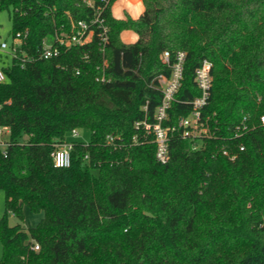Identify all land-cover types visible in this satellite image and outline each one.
<instances>
[{"label":"trees","instance_id":"obj_1","mask_svg":"<svg viewBox=\"0 0 264 264\" xmlns=\"http://www.w3.org/2000/svg\"><path fill=\"white\" fill-rule=\"evenodd\" d=\"M114 1L93 0L108 28L103 54L94 35L49 59L0 67V264H264V0H142L137 19L114 18ZM1 10L11 37L27 32L19 53L30 54L93 16L84 0H0ZM123 29L136 41H121ZM164 51L170 63L185 57L162 121L175 127L162 163L141 123L154 122L162 102ZM204 59L208 133L183 138L178 120L200 95L194 72ZM80 128L87 142L69 139ZM66 141L70 164L57 167L52 153ZM24 204L42 219L10 225L7 212L21 215Z\"/></svg>","mask_w":264,"mask_h":264},{"label":"built area","instance_id":"obj_2","mask_svg":"<svg viewBox=\"0 0 264 264\" xmlns=\"http://www.w3.org/2000/svg\"><path fill=\"white\" fill-rule=\"evenodd\" d=\"M88 6L93 7V16L90 20L79 19L76 21H70V26L68 31L61 30L59 33H56L52 39H44L41 42L40 47L31 53L23 51L19 53V46L24 43L27 32H17L14 37H12V42L10 45L6 41H0V50H7L11 57L19 59L21 65L26 61H32L36 59H49L58 55L60 47L71 48L73 46H83L91 42L93 36L96 35L98 38L99 51L103 54L105 48L108 46L109 37H108V28L104 23V19L101 17V9L98 6H94L93 0H84ZM22 54V56H19ZM170 53L164 51L161 55V60L163 63L170 66L171 72L170 76L164 78V76L159 75L162 80L166 81V85L162 87L163 98L161 104L157 107L155 112V121L148 123L146 120L142 121L141 125L148 131L152 132L155 137L156 145V158L162 163L166 162L168 159V141H169V132L173 131L175 127L163 126L162 121L167 117L166 109L169 107L170 102L174 98V94L180 86L183 72V62L185 53L178 51L175 55V61L170 63L169 61ZM211 61L204 59L200 62V65L195 69L194 72V81L196 86L200 91V95L195 96L194 98L185 101L184 103L189 108V113L185 117H181L178 120L177 126L182 128L181 136L183 138H197L205 136L208 133L207 127L202 119V109L207 104L208 96L211 88ZM107 64L106 58L102 59V75L100 81H106L107 75L104 74V67ZM5 80V74L0 68V82ZM260 122L264 124V115H260ZM136 126L139 125V122L135 123ZM243 129L246 126H242ZM238 129V127L236 128ZM6 127H0V134L6 133ZM71 135L76 137L78 135V130L73 129ZM113 137L108 136L107 142H112ZM72 144L69 141H66L58 145L57 149L52 153V158L54 165L57 167H66L70 164V150ZM240 149H243V146H240ZM225 155H228L226 150L222 152ZM233 159V156L230 157ZM35 250L38 249V244H35L33 247Z\"/></svg>","mask_w":264,"mask_h":264},{"label":"rangeland","instance_id":"obj_3","mask_svg":"<svg viewBox=\"0 0 264 264\" xmlns=\"http://www.w3.org/2000/svg\"><path fill=\"white\" fill-rule=\"evenodd\" d=\"M135 0V5L138 1ZM127 5H131L130 0H125ZM11 20L6 10L0 11V41L4 40L8 45L12 42L11 37ZM12 55L7 52V50H0V67L1 65H8L11 62ZM166 81H162L163 87L166 85ZM6 138V134H0V141ZM90 138V131L88 129L78 130V135L76 137L69 136L71 140H80L87 142ZM21 215L14 214L10 211L7 212V220L10 225L21 224L23 227H31L36 225L43 217V211H35L31 209L27 204L22 206ZM5 213V202H4V193L0 189V219ZM2 240H0V256L2 254Z\"/></svg>","mask_w":264,"mask_h":264},{"label":"crops","instance_id":"obj_4","mask_svg":"<svg viewBox=\"0 0 264 264\" xmlns=\"http://www.w3.org/2000/svg\"><path fill=\"white\" fill-rule=\"evenodd\" d=\"M136 5H127L125 0H115L111 5V14L116 19H125L127 16L137 19L144 10L142 0H137ZM138 38L137 33L131 29H123L120 32V39L124 43H133Z\"/></svg>","mask_w":264,"mask_h":264}]
</instances>
